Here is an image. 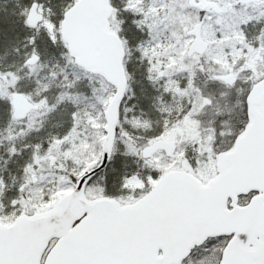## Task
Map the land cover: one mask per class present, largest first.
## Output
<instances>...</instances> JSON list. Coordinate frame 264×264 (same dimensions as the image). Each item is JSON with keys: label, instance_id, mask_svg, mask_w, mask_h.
Wrapping results in <instances>:
<instances>
[{"label": "snow or ice", "instance_id": "snow-or-ice-1", "mask_svg": "<svg viewBox=\"0 0 264 264\" xmlns=\"http://www.w3.org/2000/svg\"><path fill=\"white\" fill-rule=\"evenodd\" d=\"M0 264H264V0H0Z\"/></svg>", "mask_w": 264, "mask_h": 264}]
</instances>
